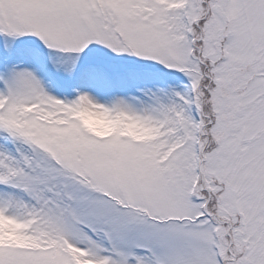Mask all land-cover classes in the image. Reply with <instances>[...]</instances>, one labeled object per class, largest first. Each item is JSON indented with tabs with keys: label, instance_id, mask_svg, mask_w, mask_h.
<instances>
[{
	"label": "snow or ice",
	"instance_id": "obj_1",
	"mask_svg": "<svg viewBox=\"0 0 264 264\" xmlns=\"http://www.w3.org/2000/svg\"><path fill=\"white\" fill-rule=\"evenodd\" d=\"M0 264H264V0H0Z\"/></svg>",
	"mask_w": 264,
	"mask_h": 264
}]
</instances>
